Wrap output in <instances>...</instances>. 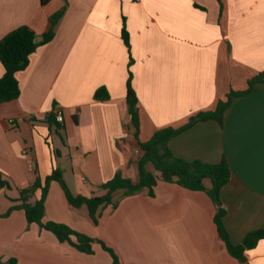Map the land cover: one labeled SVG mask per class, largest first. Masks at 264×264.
Returning a JSON list of instances; mask_svg holds the SVG:
<instances>
[{
  "label": "crops",
  "instance_id": "obj_1",
  "mask_svg": "<svg viewBox=\"0 0 264 264\" xmlns=\"http://www.w3.org/2000/svg\"><path fill=\"white\" fill-rule=\"evenodd\" d=\"M65 8L52 41L17 73L20 96L0 104V215L18 204L19 190L55 167L74 195L102 196L116 173L139 180L140 142L162 128H179L212 110L231 92H246L264 71V0H0V40L20 26L42 35ZM123 18L130 49L122 38ZM132 64L129 66L130 61ZM138 97L139 140L131 122L127 80ZM4 68L0 62V77ZM105 87L106 101L94 99ZM64 122L50 123L55 108ZM18 118L15 128L9 119ZM184 160L231 169L221 191L224 224L234 244L264 228V83L234 97L223 123L198 122L169 141ZM154 172V170H152ZM209 187L210 184L207 183ZM97 223L86 206L70 205L56 181L46 196L44 221L86 234L93 254L78 251L23 210L0 217V259L17 264H244L217 234V206L203 191L158 181L126 195L113 192ZM41 198L38 190L30 199ZM100 240L116 254L105 251ZM264 264V239L245 253Z\"/></svg>",
  "mask_w": 264,
  "mask_h": 264
},
{
  "label": "trees",
  "instance_id": "obj_2",
  "mask_svg": "<svg viewBox=\"0 0 264 264\" xmlns=\"http://www.w3.org/2000/svg\"><path fill=\"white\" fill-rule=\"evenodd\" d=\"M220 1V0H218ZM65 8L53 14L50 17V27L42 34L43 40L35 43L38 36L35 30L29 26H20L6 34L0 40V62L4 68V73L0 77V104L17 99L20 96V84L17 79V73L24 70L30 61V56L41 46L53 40L55 28L63 17ZM122 38L125 45L130 49V38L126 28L125 18H123ZM132 64L130 61L129 66ZM132 75L129 73L127 80L126 101L131 116L132 125L135 128V138L139 140L140 116L138 108V97L132 87ZM256 83H264V71L257 74L249 82V88L246 92L231 91L225 99H219L216 107L212 110L200 111L193 115L187 124L179 128L166 127L157 130L150 140L140 142L141 156L138 160L139 180L133 182L130 178L124 177L121 173H116L112 179L104 183L101 188L106 190L102 196L87 197L74 195L66 181L60 168L55 167L52 173L42 180L37 176L34 183L19 190V203L13 205L10 210L1 216H8L13 210H23L29 224H37L42 229L53 233L60 242H68L78 251L86 254H93V242L96 240L86 234L75 231L66 224L55 221H44L46 216L45 200L49 191L51 181L60 184L68 203L74 207L86 206L90 217L97 223V212L100 206L113 204V192L124 189L126 195H132L147 188L151 196L154 195V188L158 181L177 184L183 188L192 191L205 192L217 206V212L214 217L217 234L225 243L230 255L244 264L247 263L245 253L247 250L257 246L264 239V228L253 230L246 234L239 244H234L224 224L226 210L222 205L221 191L228 183L231 176V169L228 162L223 159L221 162L212 164L201 160L187 161L175 156L169 148V141L189 129L198 122L215 120L223 123L225 111L232 104L234 97L245 95L253 90ZM94 99L97 101H106L110 99L108 90L100 87L94 92ZM50 123H55V118L49 117ZM61 128L60 124H57ZM154 170L155 172H153ZM0 188H10L8 181L1 178ZM207 183L210 186H207ZM40 190L41 198L35 203H30V199ZM102 248L107 251L116 260V254L113 249L106 246L100 240H97ZM0 264H17L16 258H10L4 262L0 259Z\"/></svg>",
  "mask_w": 264,
  "mask_h": 264
},
{
  "label": "built area",
  "instance_id": "obj_3",
  "mask_svg": "<svg viewBox=\"0 0 264 264\" xmlns=\"http://www.w3.org/2000/svg\"><path fill=\"white\" fill-rule=\"evenodd\" d=\"M53 114H54L55 122L57 124H62L64 122V111L61 107L55 108ZM19 122H20V119H18V118L9 119V124L13 128H15Z\"/></svg>",
  "mask_w": 264,
  "mask_h": 264
},
{
  "label": "water",
  "instance_id": "obj_4",
  "mask_svg": "<svg viewBox=\"0 0 264 264\" xmlns=\"http://www.w3.org/2000/svg\"><path fill=\"white\" fill-rule=\"evenodd\" d=\"M43 40V36L42 35H38L36 38H35V43H39Z\"/></svg>",
  "mask_w": 264,
  "mask_h": 264
},
{
  "label": "rangeland",
  "instance_id": "obj_5",
  "mask_svg": "<svg viewBox=\"0 0 264 264\" xmlns=\"http://www.w3.org/2000/svg\"><path fill=\"white\" fill-rule=\"evenodd\" d=\"M155 172V171H154Z\"/></svg>",
  "mask_w": 264,
  "mask_h": 264
}]
</instances>
